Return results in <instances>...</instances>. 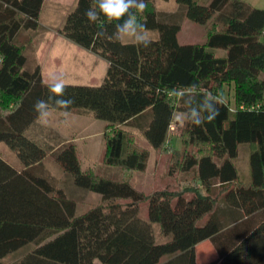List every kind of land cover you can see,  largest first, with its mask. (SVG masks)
Listing matches in <instances>:
<instances>
[{
	"label": "trees",
	"instance_id": "1",
	"mask_svg": "<svg viewBox=\"0 0 264 264\" xmlns=\"http://www.w3.org/2000/svg\"><path fill=\"white\" fill-rule=\"evenodd\" d=\"M44 1L0 0V143L20 164L0 154V264H197L195 246L204 240L216 252L210 264H264V9L243 0H175V10H160L145 0L137 19L157 33L143 47L111 39L115 22L90 24L84 13L94 0H75L56 32L108 66L98 85L66 83L64 98L74 100L69 111L89 112L111 128L103 164L120 170L102 175L82 170L72 142L55 147L29 131L38 120L34 103L49 95L24 52L46 30L39 20ZM185 18L211 22L205 43L177 41ZM101 30L106 35L97 38ZM225 85L233 87L234 108ZM214 99L222 103L212 122H185ZM177 113L185 118L178 126L184 149L174 168L191 174L192 185L187 193L144 195L123 172L144 171L149 152L130 148L119 126L159 149ZM47 139L60 141L56 134ZM240 146L248 150L247 175L236 164ZM47 154L73 191L97 193L101 202L78 213L80 200L58 184Z\"/></svg>",
	"mask_w": 264,
	"mask_h": 264
},
{
	"label": "rangeland",
	"instance_id": "2",
	"mask_svg": "<svg viewBox=\"0 0 264 264\" xmlns=\"http://www.w3.org/2000/svg\"><path fill=\"white\" fill-rule=\"evenodd\" d=\"M208 2V0H199ZM253 7L264 9V0H243ZM75 0H45L40 12V24L46 28L39 32L32 39L31 43L24 46V52L31 59V66L38 65L42 79L47 82L51 77L62 76L65 83L80 85H98L101 83L108 63L103 58L90 51L70 42L56 32V27L61 23L68 9ZM156 7L160 10H175L177 3L175 0H154ZM211 23V22H209ZM208 24L197 23L189 18H185L177 32V41L180 44L205 43ZM147 35L153 37L156 30L148 29ZM131 39H124L128 41ZM216 56H221L222 51L215 50ZM224 99L234 108L233 87L224 86ZM65 116L63 111L53 110L46 122L37 120L30 127V133L39 137L55 147L63 142H72L75 146L77 157L82 170L92 171L104 175L105 173L117 174L119 168H111L106 171L103 164L105 152V131L110 132L108 123L95 118L84 110H70ZM185 120L182 114H175L173 126L169 131V137L163 147L153 148L142 134L129 126L120 125L119 128L127 132L130 141V148L147 149L149 152L148 162L144 171L123 172V176L128 182L144 195H148L154 190L168 189L175 192L187 193L192 185L191 174H182L174 165L184 149L182 138L178 133V126ZM111 127H113L111 125ZM110 128V129H109ZM56 134L59 136L58 142L47 139L48 136ZM41 136V137H40ZM47 139V140H44ZM0 154L11 164L19 167V161L15 153L4 143H0ZM248 150L246 146H240L236 164L245 174L246 159ZM44 162L51 174L56 178L58 184L69 194L77 197V212L81 213L90 206L101 202L99 194L91 191H73L70 177L55 162L54 158L47 154ZM120 177V176H119ZM147 204L140 203L141 216L146 217ZM211 213L206 214L201 222L206 221ZM158 232L157 225H154Z\"/></svg>",
	"mask_w": 264,
	"mask_h": 264
},
{
	"label": "clouds",
	"instance_id": "3",
	"mask_svg": "<svg viewBox=\"0 0 264 264\" xmlns=\"http://www.w3.org/2000/svg\"><path fill=\"white\" fill-rule=\"evenodd\" d=\"M94 3L95 7L90 6L84 13L90 24L101 22V17H104L109 23L115 22L114 32L111 35V39L114 41L131 39L138 46H149L151 43L147 35L149 30L146 25L140 23L137 19V13H142L147 8L145 0H94ZM95 35L97 38H101L106 33L101 30ZM45 86L49 93L48 99L37 100L33 105L34 111L38 114L37 118L46 122L52 112L53 105L51 102L53 100L54 108L63 110L65 116H68L74 100L72 98H64L67 85L63 77L53 76L45 83ZM218 103H222V101L214 99L203 110H194L192 118L185 122L197 126L205 122H212L219 115V109L216 107Z\"/></svg>",
	"mask_w": 264,
	"mask_h": 264
},
{
	"label": "crops",
	"instance_id": "4",
	"mask_svg": "<svg viewBox=\"0 0 264 264\" xmlns=\"http://www.w3.org/2000/svg\"><path fill=\"white\" fill-rule=\"evenodd\" d=\"M247 172H248V161L246 159V171H245L246 175H247ZM195 251H196L197 264H210L216 258L215 249L209 240H204L198 243L195 246ZM10 258H11V255H8L4 259L10 260Z\"/></svg>",
	"mask_w": 264,
	"mask_h": 264
},
{
	"label": "built area",
	"instance_id": "5",
	"mask_svg": "<svg viewBox=\"0 0 264 264\" xmlns=\"http://www.w3.org/2000/svg\"><path fill=\"white\" fill-rule=\"evenodd\" d=\"M173 129H174V126H173V123H171L169 126V130H173Z\"/></svg>",
	"mask_w": 264,
	"mask_h": 264
}]
</instances>
